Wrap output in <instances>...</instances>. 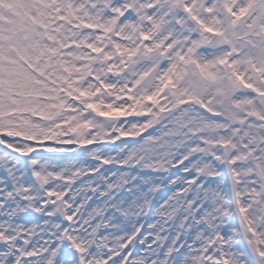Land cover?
Wrapping results in <instances>:
<instances>
[{"label":"snow or ice","instance_id":"snow-or-ice-1","mask_svg":"<svg viewBox=\"0 0 264 264\" xmlns=\"http://www.w3.org/2000/svg\"><path fill=\"white\" fill-rule=\"evenodd\" d=\"M0 264H264V0H0Z\"/></svg>","mask_w":264,"mask_h":264}]
</instances>
